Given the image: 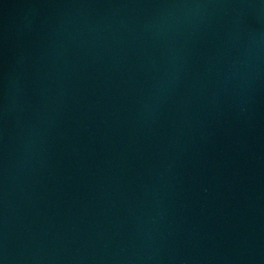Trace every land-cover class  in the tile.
Instances as JSON below:
<instances>
[{"label": "water", "instance_id": "obj_1", "mask_svg": "<svg viewBox=\"0 0 264 264\" xmlns=\"http://www.w3.org/2000/svg\"><path fill=\"white\" fill-rule=\"evenodd\" d=\"M0 264H264V0H0Z\"/></svg>", "mask_w": 264, "mask_h": 264}]
</instances>
